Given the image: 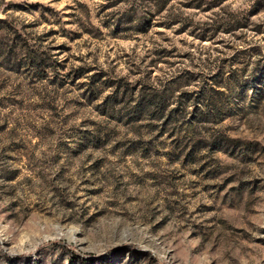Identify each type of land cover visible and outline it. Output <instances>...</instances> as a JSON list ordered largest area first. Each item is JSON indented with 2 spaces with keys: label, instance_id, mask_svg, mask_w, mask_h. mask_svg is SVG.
<instances>
[{
  "label": "rangeland",
  "instance_id": "374dc122",
  "mask_svg": "<svg viewBox=\"0 0 264 264\" xmlns=\"http://www.w3.org/2000/svg\"><path fill=\"white\" fill-rule=\"evenodd\" d=\"M0 264H264V0H0Z\"/></svg>",
  "mask_w": 264,
  "mask_h": 264
}]
</instances>
